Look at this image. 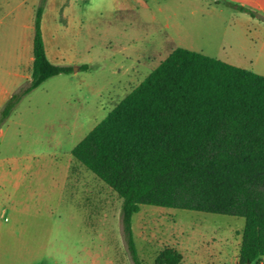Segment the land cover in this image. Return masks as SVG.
<instances>
[{
    "label": "rangeland",
    "instance_id": "1",
    "mask_svg": "<svg viewBox=\"0 0 264 264\" xmlns=\"http://www.w3.org/2000/svg\"><path fill=\"white\" fill-rule=\"evenodd\" d=\"M40 5L0 0V112L29 84ZM42 32L48 58L72 73L46 80L0 124V264H134L122 199L71 151L176 48L264 76V0H47ZM139 208L140 264L164 248L179 264H239L243 218Z\"/></svg>",
    "mask_w": 264,
    "mask_h": 264
},
{
    "label": "trees",
    "instance_id": "2",
    "mask_svg": "<svg viewBox=\"0 0 264 264\" xmlns=\"http://www.w3.org/2000/svg\"><path fill=\"white\" fill-rule=\"evenodd\" d=\"M46 1L35 12L29 84L6 101L0 124L46 80L72 73L47 57ZM71 154L122 199V232L134 264L140 261L132 217L140 205L243 218L238 262L264 264V76L176 48ZM181 260L164 248L155 264Z\"/></svg>",
    "mask_w": 264,
    "mask_h": 264
},
{
    "label": "crops",
    "instance_id": "3",
    "mask_svg": "<svg viewBox=\"0 0 264 264\" xmlns=\"http://www.w3.org/2000/svg\"><path fill=\"white\" fill-rule=\"evenodd\" d=\"M46 54H47V52H46ZM47 57H48V56H47ZM32 60H33V57H32ZM49 60H50L52 63L57 62V58H56V57L52 58V57L50 56ZM226 63H227V62H226ZM228 64H229V63H228ZM231 65H232V64H231ZM15 226H16V224L13 223V224H12V229H14Z\"/></svg>",
    "mask_w": 264,
    "mask_h": 264
},
{
    "label": "water",
    "instance_id": "4",
    "mask_svg": "<svg viewBox=\"0 0 264 264\" xmlns=\"http://www.w3.org/2000/svg\"><path fill=\"white\" fill-rule=\"evenodd\" d=\"M248 264H250V263H248Z\"/></svg>",
    "mask_w": 264,
    "mask_h": 264
}]
</instances>
